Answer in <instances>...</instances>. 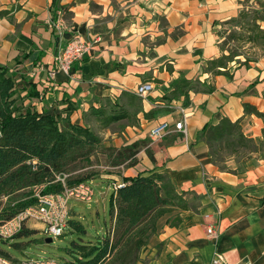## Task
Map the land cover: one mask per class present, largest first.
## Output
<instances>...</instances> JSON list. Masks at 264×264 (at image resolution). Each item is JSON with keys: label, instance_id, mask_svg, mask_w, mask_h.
<instances>
[{"label": "crops", "instance_id": "crops-1", "mask_svg": "<svg viewBox=\"0 0 264 264\" xmlns=\"http://www.w3.org/2000/svg\"><path fill=\"white\" fill-rule=\"evenodd\" d=\"M253 1L0 0V13H5L0 17V65H13L16 75L20 69L32 73L34 79L29 76L23 88L36 84L51 113L72 104L78 109L71 118H81L94 99L115 102L123 92L135 94L141 84L152 83L153 91L142 98L143 110L136 113L143 128L133 127L137 139L147 137L157 121H179L181 109L188 115L187 136L172 133L162 141L156 171L169 174L177 192L199 205L160 218L137 264H212L216 255L227 264H264V118L254 113L264 114V55L249 66L231 62L232 78L203 72L209 60L222 54L220 32H241L226 23L245 7L261 9V1L256 0L257 7ZM259 23L264 28V21ZM75 38L91 41L92 51L75 64L71 76L57 72L49 80L54 56ZM181 74L215 91L192 93L188 107L182 99L165 101ZM40 104L39 112L50 113ZM169 106L175 110L167 113L163 109ZM149 112L154 113L151 120L145 116ZM223 119L239 121L242 133L258 147L237 161L229 158L226 169L214 163L199 138L207 124ZM214 228L220 231L218 240L209 235Z\"/></svg>", "mask_w": 264, "mask_h": 264}, {"label": "trees", "instance_id": "trees-1", "mask_svg": "<svg viewBox=\"0 0 264 264\" xmlns=\"http://www.w3.org/2000/svg\"><path fill=\"white\" fill-rule=\"evenodd\" d=\"M261 10L245 7L238 18L226 24L239 27L241 32L231 30L220 32L223 37L221 43L222 54L218 58L209 60L204 73L213 76L225 75L232 78L228 68L229 64L238 60L240 66H249L251 62L257 61L243 52L240 47H232L231 42H254L264 47V28L259 21H264V2H259ZM5 13L1 12L0 17ZM252 16L251 20H247ZM254 56H257L255 53ZM239 57V58H238ZM243 57L244 60H240ZM18 63L14 62V64ZM13 66V65H12ZM10 66L0 65V197L16 193L21 190L31 189L34 186L46 185L45 193H56L63 190L61 182L57 181L58 175L66 174V167L74 163L79 157H88L95 147L102 144V139L89 127L76 124L71 116L78 109L77 106L69 104L64 112L50 114L39 112L38 109L28 106L21 109L17 106V96L21 92L17 88L14 72ZM25 97L32 102H40V93L36 84H30L29 88H22ZM215 88L199 78L188 79L183 74L171 84V90L163 97L167 102L180 101L184 107L191 104L192 93L210 94ZM128 98L131 102L139 103L137 112L143 110L142 98L135 94L123 92L121 97L113 102L104 98L98 100L99 106L92 105L90 114L104 127L128 119V110L122 108V98ZM35 103V105H36ZM261 118L264 114L254 110ZM64 114V115H63ZM153 112L146 113L147 119L153 118ZM86 116V115H85ZM199 138L205 142L208 151L214 145L223 149L233 148L236 153L240 149L257 147L253 139L247 138L241 130L239 121L232 122L223 119L219 123H209L200 132ZM138 144H131L124 149H119L115 156L114 164L119 166L129 161L128 168L136 165L135 155ZM257 151V149H256ZM253 152V151H252ZM219 152L216 151L215 154ZM151 157V154L149 155ZM36 160L37 165L33 164ZM140 173L135 177H124L125 186L114 191L109 199L110 216L114 220V234L105 235L102 242L96 245H87L73 241L71 251L75 260L68 264H104L113 253H121L128 250L124 255H133L131 264L139 262V253L146 248L150 239L156 232L157 222L160 218L175 211L191 210L190 203L184 194H179L172 184L169 174L157 171ZM68 175V174H67ZM69 178V177H68ZM88 179L66 180L69 186H74ZM37 198L29 192L23 199L14 204L0 208V222L11 219L16 213L36 203ZM179 216L172 225L177 224ZM80 232L85 230L74 225ZM37 233L31 228L23 229L10 240H0V255L11 258L6 247L10 245L19 249L22 238H29ZM79 250V253L76 251ZM78 255H75V254Z\"/></svg>", "mask_w": 264, "mask_h": 264}, {"label": "rangeland", "instance_id": "rangeland-1", "mask_svg": "<svg viewBox=\"0 0 264 264\" xmlns=\"http://www.w3.org/2000/svg\"><path fill=\"white\" fill-rule=\"evenodd\" d=\"M259 1L264 2V0ZM255 3L256 0L253 1L252 5L256 6ZM258 10L261 9L259 8ZM251 19L252 16L247 20L249 21ZM231 46L233 48L236 46L240 47L243 52H246L247 55L253 58L256 57L260 59L264 55V48H262V46L258 43L256 44L249 41H232ZM255 53L257 56H254ZM19 72V74H15V79L17 84L16 86L21 92L19 93V96H17L16 104L23 110L30 105L32 108L37 110V106L35 105L36 102H32L31 100L27 99L25 97V92L21 90L24 86L23 81H28L27 78L30 75H27V73L22 69H20ZM29 78L34 79L32 73ZM97 102V99H94L91 101L89 106H85L87 110H85V112L82 111L81 118L76 116L75 118H71L74 123L89 127L102 139V144L95 147L94 151L88 157L77 158V160L71 165L67 166V169L64 171L69 176L68 180H80L83 178L88 179L84 182L74 185V187H79L80 185L83 187L78 188V191L80 192L79 197L73 196L70 199V218L68 221V229L65 231V234L62 237L56 238L52 243L48 244L45 241L46 236L41 234L43 224L36 221L29 222V228H31V230H36L37 233L29 238L25 237L17 240L22 242V245L19 249H16L11 245L6 247V250H8L10 253L11 258L26 260H29L30 258H42L46 260H53L57 264H68L69 261H74V253L71 251V243L73 241L87 245H96L98 242L104 241L105 235L110 233L109 230H111L110 235L113 237V227L115 222L109 213V199L111 194L114 192V186L126 184L124 177L127 175L137 176L140 173L148 174L151 171H156L158 168L157 165H159V163L156 159V153L161 147L160 145L165 138L159 141H153L148 135L150 132L148 129L149 132H146L147 137L137 139V136L139 135L138 131L143 130V128L139 126L136 116L139 103L137 101L131 102L126 97L122 98L120 101L122 108L126 107L125 109L128 110L129 118L104 127L99 121L96 120L94 115L88 113L93 103H96V106H99ZM40 103H43V111L51 110V105L48 102L41 100L38 102V104ZM39 106H41V104ZM163 110L167 113H170L174 111L175 108L169 106ZM50 114L53 113L50 111ZM133 127H136L138 131H136V129ZM134 143L138 144V153L134 157L135 160H137L136 165L132 168H128V161L119 166H115L114 158L118 154L119 149H124L125 147ZM256 149L258 150V147L251 146L245 150L240 149L238 153H236L233 148H228L226 147V144L223 143L222 150L218 148L217 144L214 145L213 148H211L213 155H210L212 156L214 163L220 166V168L226 169L227 167L224 164L229 158H233L234 161H237L238 158H241L252 151H256ZM216 151L219 153L215 154ZM150 154L151 157L149 156ZM37 163L33 164L37 165ZM88 186L94 194V198L91 203L80 199L82 197L81 194L88 192L86 189ZM31 191V189H25L7 196L0 197V208L16 203L17 201L23 199ZM99 192L104 193L100 196L98 194ZM187 200H189L191 209H196L198 207L199 200L194 199L191 196H187ZM74 225L82 227L85 232H80ZM146 248L142 249L139 253V262L143 261ZM77 252L79 253V250ZM127 253L128 250L121 251V253H113L104 264H131L133 255L124 258V255ZM75 255L78 254L76 253Z\"/></svg>", "mask_w": 264, "mask_h": 264}, {"label": "built area", "instance_id": "built-area-1", "mask_svg": "<svg viewBox=\"0 0 264 264\" xmlns=\"http://www.w3.org/2000/svg\"><path fill=\"white\" fill-rule=\"evenodd\" d=\"M93 49V43L91 41L83 40L81 38H75L66 47L61 48L56 56H54V62L56 67L48 72L49 80H54L57 72H62L66 76L72 75V70L75 64L84 61ZM154 86L152 83L141 84L136 89V94L145 99L146 95L152 92ZM182 118L174 123L169 121L156 122L149 132V137L153 141H159L172 133H180L184 136L188 134V115H186L184 109H181ZM37 163L36 160L33 161ZM67 174L58 175L57 181L63 185V190L56 193H45L44 187L46 185L34 186L31 188L33 196L37 198L36 203L24 208L16 213L11 219L4 222H0V240H10L14 238L23 229L29 228V222L36 221L43 224L41 234L46 238H59L65 234L68 229V221L70 218L69 202L73 196L79 197L80 192L78 188L83 186H69L67 185ZM125 184L114 186V191L123 188ZM87 193L81 194V200H86L91 203L94 198L93 191L89 186ZM214 239L218 240L220 237V231L218 229H211L209 231ZM0 264H57L53 260L46 259H18L14 261L12 259L5 258L0 255ZM212 264H227L224 258L220 255H216Z\"/></svg>", "mask_w": 264, "mask_h": 264}, {"label": "water", "instance_id": "water-1", "mask_svg": "<svg viewBox=\"0 0 264 264\" xmlns=\"http://www.w3.org/2000/svg\"><path fill=\"white\" fill-rule=\"evenodd\" d=\"M2 137V134H1V132H0V138ZM46 243H48V244H50V243H52L53 242V238H51V237H49V238H46Z\"/></svg>", "mask_w": 264, "mask_h": 264}]
</instances>
